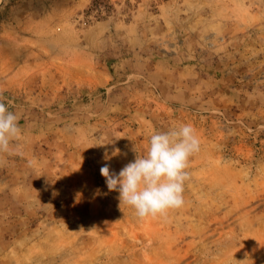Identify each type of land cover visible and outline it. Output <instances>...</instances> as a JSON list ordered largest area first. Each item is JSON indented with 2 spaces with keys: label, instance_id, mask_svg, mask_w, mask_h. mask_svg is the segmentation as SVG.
<instances>
[{
  "label": "rangeland",
  "instance_id": "374dc122",
  "mask_svg": "<svg viewBox=\"0 0 264 264\" xmlns=\"http://www.w3.org/2000/svg\"><path fill=\"white\" fill-rule=\"evenodd\" d=\"M0 102V264H264V0H0ZM181 123L184 204L141 220L100 168Z\"/></svg>",
  "mask_w": 264,
  "mask_h": 264
},
{
  "label": "clouds",
  "instance_id": "9594fccd",
  "mask_svg": "<svg viewBox=\"0 0 264 264\" xmlns=\"http://www.w3.org/2000/svg\"><path fill=\"white\" fill-rule=\"evenodd\" d=\"M21 134L18 117L0 102V157L20 154V145L14 142ZM199 151L196 130L190 124L181 123L167 131L153 133L146 154H137L134 161L124 165L118 173L105 163L100 174L109 192L119 193L120 207L130 206L141 220L166 217L171 210L183 206L185 182L190 178L189 159ZM109 159L104 156L105 161Z\"/></svg>",
  "mask_w": 264,
  "mask_h": 264
}]
</instances>
